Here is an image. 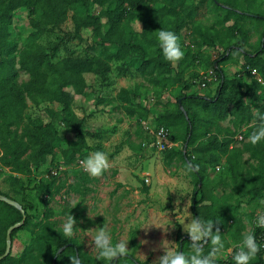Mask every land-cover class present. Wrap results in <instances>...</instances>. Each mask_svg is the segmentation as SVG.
<instances>
[{
  "label": "trees",
  "instance_id": "obj_1",
  "mask_svg": "<svg viewBox=\"0 0 264 264\" xmlns=\"http://www.w3.org/2000/svg\"><path fill=\"white\" fill-rule=\"evenodd\" d=\"M211 3L217 11L224 13L223 24L232 22L224 28L223 34L197 27L193 29L199 40H196V45L213 48L219 44L222 48L214 61L206 60L203 65L205 71L209 70L217 77L215 92L208 96L181 94L177 97L175 112L160 116V123L153 130L164 127L169 131L167 146L173 143L169 128L184 126L183 149L171 147L160 152L168 166L172 165L173 159L182 162L184 167L186 162L199 166L198 172H191L196 178L191 196L192 217L219 222L215 227H219L224 249H227L229 245L225 235L230 237L234 246L241 243L245 230L244 218L238 212L239 201L246 198L248 203L264 199V140L256 145L248 142L255 113H264V28L260 31L255 49L247 51L249 29L243 23L246 20L264 23L261 10L264 0H211ZM96 7L100 10L94 13ZM197 7L193 0H0V168L23 176L26 181L23 192L33 190L43 202L46 201L45 195L52 198L65 187L66 178L59 180L58 176H50L48 179H37L47 157L53 156L59 148L60 138L52 121L44 123L26 112L27 102L33 105L59 104L60 114L50 109L46 113L51 120L59 117L60 123L74 136L63 152L64 160L60 166H64L63 172L71 174L76 181L68 186L69 190L80 192L79 183L87 182L88 175L77 168L76 163L93 148L85 139L83 126L86 120L77 118L71 106L73 94L83 93L84 75L102 78L109 72L110 63L125 61L141 75L158 81V84L163 80L178 82L183 70L170 76L171 63L162 55L156 31L170 30L179 37L182 29L193 22ZM17 12L25 13L31 29L21 48H18L17 34L11 29ZM101 19L105 22L102 23ZM135 19L142 25L140 33L130 26ZM68 20L73 32L64 33L66 38L62 37V40L82 41V30L90 29L92 37L97 39L91 43L95 55L58 58L59 45L65 41L60 39L58 46L48 48L37 43L49 31L62 28ZM228 63L239 65L232 76H228L223 69ZM18 70L29 75L26 83H16ZM252 70L257 72L263 84L251 75ZM67 87L72 88L73 94L65 90ZM183 89L187 90L189 86L185 85ZM123 100L129 99L125 97ZM98 101L102 100L99 98ZM193 108L207 116L198 117V111L192 113ZM126 111L129 115L134 113L130 109ZM228 117L235 127L234 132L219 137L217 133L220 130L216 128V133H211L208 126ZM202 127L205 130H201ZM239 136L241 140H238ZM201 138L205 140L200 141ZM149 141H153L152 136ZM245 154L248 155L246 160ZM210 168L219 172L224 188H229L232 194L241 198L237 205L228 202L229 194L224 190L216 194V188L213 191L209 189L207 171ZM11 179L14 180V176ZM88 191L85 189V193ZM19 204L25 211L26 219L11 233V241L13 243L19 231H29L32 240L19 257H13L10 252L0 264H70L68 257L76 254L81 264H109L98 256L89 255L75 238L66 237L56 229L54 222L50 221L52 210L46 207L40 213L42 220L39 225L30 230L34 216L29 211L36 207L27 202L25 193ZM21 219L20 211L0 201V256L5 251L7 229ZM249 223L260 246V251L249 264H264V228L255 224L254 214ZM176 239L177 250L191 255L192 252L187 253L186 246V243L191 246L190 239L180 229ZM210 248V242L203 246L205 255ZM233 253L228 260L216 258V264H235ZM125 263L148 264L130 254L111 262Z\"/></svg>",
  "mask_w": 264,
  "mask_h": 264
},
{
  "label": "rangeland",
  "instance_id": "obj_2",
  "mask_svg": "<svg viewBox=\"0 0 264 264\" xmlns=\"http://www.w3.org/2000/svg\"><path fill=\"white\" fill-rule=\"evenodd\" d=\"M193 1L198 6L196 15L193 22L182 29L179 36L184 57L175 64L171 63V77L183 70L178 82L163 80L158 84V81L141 75L134 66L121 61L110 63L109 72L102 78L90 74L84 75L85 88L82 94H73L71 87L65 89L73 94L71 106L73 114L79 119L86 120L83 126L85 139L93 150L85 153V156L101 151L108 155L111 164V167L99 177H92L87 173L88 181L79 183L80 192L69 190L68 186L76 181L71 174L63 172L64 166H60L64 160L63 152L74 140V136L60 123L59 117L51 120L46 113V110L50 109L60 114L61 106L52 103L33 105L27 102V114L44 123L52 121L60 138L59 148L55 150L53 156L47 157V162L41 168L37 179H48L50 176H58L59 180L66 178L65 187L52 198L45 195L46 201L43 202L33 190L26 189L23 192L22 187L26 185L23 176L13 174L6 168H0V194L10 199L14 198L13 200L19 203L25 193L27 202H31L36 207L35 210L29 211V214L34 216L31 219L30 230L36 229L39 225L42 220L40 213L46 207L52 210L50 221L54 222L56 229L62 231V224L69 214L76 219L72 237L89 255L98 256L90 246L91 237L94 235L91 229L104 226L110 233L113 243L121 239L127 240L128 254L148 264H152L156 257L163 254V250L159 248L162 240L174 242L173 247L178 249L177 231L180 229L181 233L188 237L183 226L184 222H188L185 219L191 213V205L187 208L186 204L188 201L191 204L196 178L179 160L173 159L172 165H166L163 154L152 148L149 140L152 130L160 123L159 117L175 112L178 96L181 94L208 96L215 92L217 77L210 74L209 70L206 72L203 65L206 60L214 61L222 52V48L219 44L213 48L196 45V40L198 42L199 40L193 29L197 27L223 34L224 28L230 26L232 22L222 23L224 13L217 11L211 0ZM99 10L96 7L94 13ZM261 10L264 14V4ZM101 22L104 23L105 20L101 19ZM243 23L249 29V46L245 49L253 51L264 23L247 20ZM257 23L262 24L257 25ZM130 26L135 32L140 33L142 30V25L140 24V28L137 19L132 21ZM11 29L17 34L18 48H21L31 32L25 13L15 14ZM72 32L73 26L68 20L62 28L43 35L37 43L46 48L58 46L61 43L60 39L66 38L64 33L72 34ZM81 36L82 41L62 40L65 42L59 45L57 57L83 58L95 55L91 43L97 39L92 37L91 30H82ZM187 52L188 56H185ZM238 66L228 63L223 69L228 76H232L238 70ZM28 80L29 75L18 70L16 83L20 85ZM246 82L248 83V79ZM185 85H188L189 89L184 90ZM125 97L129 100H123ZM99 98L102 101H98ZM126 109L133 110L134 113L129 115ZM195 111H198L197 115L200 118L207 116L206 113H200L199 109L193 108L192 113ZM208 128L211 133H216L215 129L219 128L220 132L217 133L219 137L235 131L229 117ZM169 130L174 143L172 148L182 150L184 126ZM201 130L205 129L202 127ZM203 140L205 138L200 139ZM247 157L248 155L245 154L244 159L246 160ZM218 174L216 170L208 169L209 189L213 191L216 188V194H220L219 190H224L229 194L228 202L237 205L241 198L221 185ZM11 176L15 179L12 180ZM145 188L148 190L144 191ZM85 189L90 191L85 193ZM246 200L244 198L239 201L238 209L245 223L242 235L250 231L249 219L252 215L264 209V199L248 203ZM31 240L29 231H19L14 237L11 255L15 258L19 257ZM225 240L229 246L218 254L217 258L220 260L229 259L230 255L227 251L233 245L228 235H225ZM142 241L146 243H141ZM162 246L167 247L166 242H162ZM186 246L188 254L193 252L188 243Z\"/></svg>",
  "mask_w": 264,
  "mask_h": 264
},
{
  "label": "clouds",
  "instance_id": "obj_3",
  "mask_svg": "<svg viewBox=\"0 0 264 264\" xmlns=\"http://www.w3.org/2000/svg\"><path fill=\"white\" fill-rule=\"evenodd\" d=\"M137 23L140 26L138 20ZM156 38L166 61L175 64L183 59L184 51L181 48L179 37L173 31L163 29L157 30ZM251 127L253 131L248 136V142L252 145H256L261 140H264V113L260 111L255 113V119ZM0 155H2V153H0ZM79 164L81 168L92 177L101 176L111 167L108 155L101 151L90 153L87 157L81 159ZM185 168L189 172L199 171V166L193 165L191 162H186ZM186 205L188 208L191 204L188 201ZM185 220L188 222H184L183 230L190 239L191 248L193 250L192 254L185 255L184 252L178 251L173 247L175 244L174 242L162 240L159 244V248L163 250V254L156 257L152 264H216L218 254L224 249V242L220 229L219 227H215L219 222L213 220L204 221L199 216L192 217L191 213H189ZM76 223V219L69 214L62 224L64 236L72 237L74 235ZM255 224L260 228H264V212L257 215ZM214 227L215 231H213ZM91 231L94 232V235L91 237L90 246L97 252L98 259H103L111 264L112 261L120 257H127L129 251L127 240L121 239L113 243L110 233L104 226L93 228ZM162 242H166L167 247L162 246ZM209 242L211 248L205 255L203 246ZM141 243H146V241H142ZM259 251L260 246L257 244L254 234L248 231L242 235L241 243L233 253L232 259L235 264H249ZM68 258L70 264H81L78 254Z\"/></svg>",
  "mask_w": 264,
  "mask_h": 264
},
{
  "label": "built area",
  "instance_id": "obj_4",
  "mask_svg": "<svg viewBox=\"0 0 264 264\" xmlns=\"http://www.w3.org/2000/svg\"><path fill=\"white\" fill-rule=\"evenodd\" d=\"M210 74H211V72H210ZM251 75L254 76V77L256 78V80H257L260 84H263V81L261 80V78L259 77V75L257 74V72H256L255 70H252V71H251ZM168 135H169V131H168L167 129H165L164 127H160V128H158V129H156V130H152V138H153V141L151 142V147H152V148H155L157 151H162V150H164V149H166V148H169V149H170V148L173 146V144L170 143V144H168L167 146L165 145V143L168 141ZM238 140H241V136L238 137ZM79 161H80V160L77 161V163H76V167L79 168V169H81L83 172H85V171L81 168V166H80V164H79ZM145 181L148 182V180H145ZM261 212H264V210H261V211L256 212V213L254 214V222H255V220H256L257 215H258L259 213H261ZM250 231L253 233V227H252V226H251V228H250ZM239 244H240V243H239ZM239 244L232 246V247L227 251V253H228L229 255H231V254L233 253V251H234L235 249H237V246H238Z\"/></svg>",
  "mask_w": 264,
  "mask_h": 264
},
{
  "label": "water",
  "instance_id": "obj_5",
  "mask_svg": "<svg viewBox=\"0 0 264 264\" xmlns=\"http://www.w3.org/2000/svg\"><path fill=\"white\" fill-rule=\"evenodd\" d=\"M0 201L14 207L18 211H20V213L22 215L21 221L19 223L14 224L11 227H9L6 231L5 251H4L3 255L0 256V261H1L4 258H6L11 252V248H12L11 233L15 229L21 227L24 224L25 219H26V215H25V211L22 209V206L19 203H17L16 201L9 199V198L3 196L2 194H0ZM62 250H63V248L60 249L58 252H61Z\"/></svg>",
  "mask_w": 264,
  "mask_h": 264
}]
</instances>
